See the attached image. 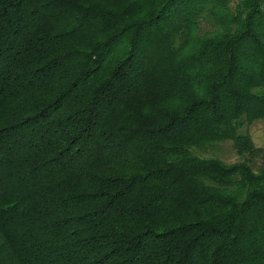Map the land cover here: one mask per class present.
I'll list each match as a JSON object with an SVG mask.
<instances>
[{"label":"trees","instance_id":"1","mask_svg":"<svg viewBox=\"0 0 264 264\" xmlns=\"http://www.w3.org/2000/svg\"><path fill=\"white\" fill-rule=\"evenodd\" d=\"M258 119L264 0H0V264H264Z\"/></svg>","mask_w":264,"mask_h":264},{"label":"rangeland","instance_id":"2","mask_svg":"<svg viewBox=\"0 0 264 264\" xmlns=\"http://www.w3.org/2000/svg\"><path fill=\"white\" fill-rule=\"evenodd\" d=\"M240 131L242 133H248L256 146L264 147V119L253 121L249 126L242 127ZM215 155L226 163L233 162L237 159V155L228 145H224L223 149L221 148Z\"/></svg>","mask_w":264,"mask_h":264}]
</instances>
